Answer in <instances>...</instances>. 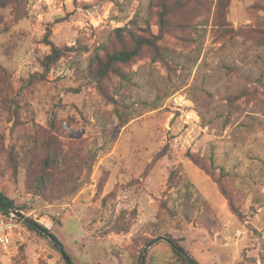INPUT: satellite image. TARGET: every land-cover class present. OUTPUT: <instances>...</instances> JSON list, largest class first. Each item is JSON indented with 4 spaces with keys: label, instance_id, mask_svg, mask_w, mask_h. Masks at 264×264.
Segmentation results:
<instances>
[{
    "label": "rangeland",
    "instance_id": "rangeland-1",
    "mask_svg": "<svg viewBox=\"0 0 264 264\" xmlns=\"http://www.w3.org/2000/svg\"><path fill=\"white\" fill-rule=\"evenodd\" d=\"M209 2L167 15L158 39L174 51L167 64L144 47L123 66L126 78H104V95L82 71L117 47L116 27L148 22L158 34L155 0L0 7V191L24 225L20 239L0 247V264H140L145 238L144 264H179L159 239L168 235L197 264H264V0H230L225 32L212 25ZM47 28L66 54L41 77ZM37 126L68 158L73 195L32 190ZM219 172L227 197L214 182Z\"/></svg>",
    "mask_w": 264,
    "mask_h": 264
},
{
    "label": "trees",
    "instance_id": "trees-1",
    "mask_svg": "<svg viewBox=\"0 0 264 264\" xmlns=\"http://www.w3.org/2000/svg\"><path fill=\"white\" fill-rule=\"evenodd\" d=\"M10 1H12L15 7L16 0H0V7L5 6ZM189 3H193L195 9L203 6L202 0H155V5L159 7V10L154 13L158 34L150 32L148 22H145L143 27H138L136 23H133V20H131L129 23L130 26L124 25L114 28L113 32L117 41V47L104 51L102 55L97 52L91 56L85 69L82 71V77L89 82H93L97 89L104 95L101 87L104 78L109 73H113L119 78H126L127 72L123 70V66L138 57L144 47L150 49L152 61L158 60L167 64L168 57H170V54L174 51L167 47L160 46L158 44V39L162 31L168 26L167 15ZM229 5L230 0H210L207 5L208 11L210 12L211 10L213 14L212 25L222 29L224 32L232 30L227 23L224 11ZM254 5L257 6L258 3ZM260 7L263 6L261 5ZM49 34L50 29L47 28L44 41L50 46V51L41 60V77L49 71L52 65H54L61 56L66 54L63 48L52 43L48 38ZM35 75L36 74L33 73L30 77H34ZM30 142L34 147L39 149L41 155L36 175L33 178L34 184L32 185V190L34 193L44 196V191L48 188L47 194L51 197L58 198L73 195L78 188L76 175H74L72 171H67L69 161L60 148L57 138L53 134L47 133L41 126H37ZM184 157L202 171H206L207 168L204 160L197 154L187 151ZM210 172L214 173V170H210ZM214 182L221 195L227 197L225 184L221 180V172L214 178ZM177 206H179V204ZM12 209L17 210V206L14 205L12 199L8 198L0 191V211L7 213ZM174 212H176V210ZM234 213L238 215L236 210H234ZM24 222L30 229L36 232L42 231V234L52 238L57 244L58 250L62 252V244L46 228L35 223L30 218H24ZM119 230L127 231L128 225L119 228ZM167 238L176 261L179 264H197V262L177 243L176 239L172 238L170 235H168ZM149 242L150 239L148 238L143 240V244L145 245L149 244Z\"/></svg>",
    "mask_w": 264,
    "mask_h": 264
},
{
    "label": "built area",
    "instance_id": "built-area-1",
    "mask_svg": "<svg viewBox=\"0 0 264 264\" xmlns=\"http://www.w3.org/2000/svg\"><path fill=\"white\" fill-rule=\"evenodd\" d=\"M21 222L19 215L12 210L7 213L0 211V247L9 246L15 236L21 238L24 230V225Z\"/></svg>",
    "mask_w": 264,
    "mask_h": 264
},
{
    "label": "water",
    "instance_id": "water-1",
    "mask_svg": "<svg viewBox=\"0 0 264 264\" xmlns=\"http://www.w3.org/2000/svg\"><path fill=\"white\" fill-rule=\"evenodd\" d=\"M12 211L15 212L17 215H19V214H18V211H16L15 209H12ZM159 239H162V240H165L166 242H169L168 238L165 237V236H160ZM150 245H151V243H149V244H147L146 246H144V248H143V253H142L141 256H140V261H141L140 264H144V262H143V261H144V252L146 251V249H147ZM65 260H67V261L69 262V264H71L67 257H65Z\"/></svg>",
    "mask_w": 264,
    "mask_h": 264
}]
</instances>
